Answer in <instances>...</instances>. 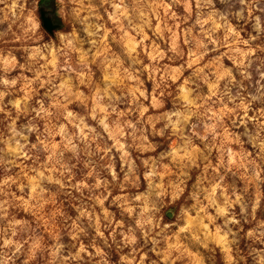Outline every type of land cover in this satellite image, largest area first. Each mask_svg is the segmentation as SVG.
<instances>
[{
    "label": "rangeland",
    "instance_id": "374dc122",
    "mask_svg": "<svg viewBox=\"0 0 264 264\" xmlns=\"http://www.w3.org/2000/svg\"><path fill=\"white\" fill-rule=\"evenodd\" d=\"M0 168V264H264V0H0Z\"/></svg>",
    "mask_w": 264,
    "mask_h": 264
},
{
    "label": "water",
    "instance_id": "95a60500",
    "mask_svg": "<svg viewBox=\"0 0 264 264\" xmlns=\"http://www.w3.org/2000/svg\"><path fill=\"white\" fill-rule=\"evenodd\" d=\"M39 16L42 28L47 32L49 35H53L55 31L59 29V25L53 22L52 16L50 15L49 9L41 6L39 8ZM167 217L170 218L171 214L168 213Z\"/></svg>",
    "mask_w": 264,
    "mask_h": 264
},
{
    "label": "trees",
    "instance_id": "16d2710c",
    "mask_svg": "<svg viewBox=\"0 0 264 264\" xmlns=\"http://www.w3.org/2000/svg\"><path fill=\"white\" fill-rule=\"evenodd\" d=\"M260 57L257 55V59H259ZM168 105H170V101H167ZM7 174L3 173V171L0 168V180H2L3 177H5ZM221 264V263H220Z\"/></svg>",
    "mask_w": 264,
    "mask_h": 264
}]
</instances>
